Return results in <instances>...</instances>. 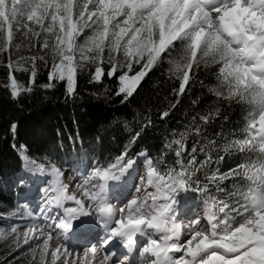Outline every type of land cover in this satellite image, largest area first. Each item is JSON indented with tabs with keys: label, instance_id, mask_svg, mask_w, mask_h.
Wrapping results in <instances>:
<instances>
[{
	"label": "snow or ice",
	"instance_id": "6c2138e0",
	"mask_svg": "<svg viewBox=\"0 0 264 264\" xmlns=\"http://www.w3.org/2000/svg\"><path fill=\"white\" fill-rule=\"evenodd\" d=\"M0 75L82 110L47 155L7 120L0 264H264V0H0Z\"/></svg>",
	"mask_w": 264,
	"mask_h": 264
},
{
	"label": "trees",
	"instance_id": "16d2710c",
	"mask_svg": "<svg viewBox=\"0 0 264 264\" xmlns=\"http://www.w3.org/2000/svg\"><path fill=\"white\" fill-rule=\"evenodd\" d=\"M0 80H2V75H0ZM82 87L86 86L82 85ZM42 95V93L37 94L31 101L26 102L22 109L18 110L9 101L3 89H0V208L17 202L13 183L18 174L19 161L5 140L7 120L14 118L21 122V137L33 144V150L39 156L47 155L48 150L55 149L61 144L60 138L56 135L57 129L67 124L68 131H71L72 120L82 118V110L79 107H74L71 103H65L59 92L54 95L48 94L50 98L47 101L42 100ZM87 107L90 112V116L87 117L89 126L82 128L81 139L85 145L92 146L97 143L95 125L107 113L103 106H96L94 102L87 103ZM180 119L183 117L178 113L177 119L172 122L171 127H175ZM234 119H238V116H234ZM160 139L161 132L157 131L149 142L157 145L160 143ZM69 147V142L65 140L61 151L68 153ZM114 148L113 140L105 134L104 152L107 154ZM100 150L97 148L96 152L98 153ZM71 151L74 152L75 149Z\"/></svg>",
	"mask_w": 264,
	"mask_h": 264
},
{
	"label": "rangeland",
	"instance_id": "374dc122",
	"mask_svg": "<svg viewBox=\"0 0 264 264\" xmlns=\"http://www.w3.org/2000/svg\"><path fill=\"white\" fill-rule=\"evenodd\" d=\"M17 199H18V198H17ZM21 202H24V201L21 199ZM36 205H37V202H36L35 200H33V201L31 202V206H32V207H36ZM76 243H77V241H76L75 239H72L70 245H75Z\"/></svg>",
	"mask_w": 264,
	"mask_h": 264
},
{
	"label": "bare ground",
	"instance_id": "6f19581e",
	"mask_svg": "<svg viewBox=\"0 0 264 264\" xmlns=\"http://www.w3.org/2000/svg\"><path fill=\"white\" fill-rule=\"evenodd\" d=\"M71 240H72V239L69 240V244H71Z\"/></svg>",
	"mask_w": 264,
	"mask_h": 264
}]
</instances>
